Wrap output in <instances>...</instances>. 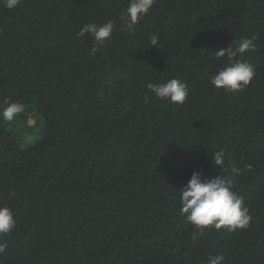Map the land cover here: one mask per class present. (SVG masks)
Listing matches in <instances>:
<instances>
[{"label": "trees", "instance_id": "obj_1", "mask_svg": "<svg viewBox=\"0 0 264 264\" xmlns=\"http://www.w3.org/2000/svg\"><path fill=\"white\" fill-rule=\"evenodd\" d=\"M128 4L0 3V108L26 107L0 119V204L16 220L0 264H264V0H156L134 34L121 28ZM109 20L111 39L90 55L94 40L76 34ZM252 37V82L211 85L227 62L215 51ZM171 78L188 86L183 105L147 88ZM221 149L223 172L210 160ZM194 171L231 178L248 229L193 243L179 209Z\"/></svg>", "mask_w": 264, "mask_h": 264}, {"label": "clouds", "instance_id": "obj_2", "mask_svg": "<svg viewBox=\"0 0 264 264\" xmlns=\"http://www.w3.org/2000/svg\"><path fill=\"white\" fill-rule=\"evenodd\" d=\"M21 2L22 0H0L3 7L8 10L15 9ZM155 3L156 0H129L128 7L121 14V19L125 21L121 26L122 30L134 34L136 25L149 14ZM115 29L116 23L111 20L102 24L90 22L83 25L76 35L78 38L88 35L94 40L90 50V55H94L111 39ZM255 39V37L241 38L235 47L231 44L226 49L215 51L217 60L226 58L227 62L211 77V85L217 89H224L226 92H235L243 90L252 82L256 76V67L243 57L245 53L256 51ZM150 45L159 48L157 34L151 36ZM147 88L155 99L166 100L178 106L185 103L189 94L187 84L176 78L158 84L149 83ZM151 98L146 96L145 103H148ZM25 110L26 107L21 102L5 101V106L0 108V119L11 124ZM210 160L223 172L225 166L223 149L213 152ZM247 167L249 170L252 168L251 165ZM180 205V215L194 226V234L191 236L193 243L204 235L206 229L223 228L231 233L248 229L253 220L249 208L244 204L243 197L232 190V180L225 175L208 178L202 172L194 171L186 185L180 188ZM15 227L14 210L7 204H0V256H3L9 248L8 241L3 237L12 233ZM208 264H224V256L209 255Z\"/></svg>", "mask_w": 264, "mask_h": 264}, {"label": "rangeland", "instance_id": "obj_3", "mask_svg": "<svg viewBox=\"0 0 264 264\" xmlns=\"http://www.w3.org/2000/svg\"><path fill=\"white\" fill-rule=\"evenodd\" d=\"M28 123L32 124L33 123V119H29Z\"/></svg>", "mask_w": 264, "mask_h": 264}]
</instances>
